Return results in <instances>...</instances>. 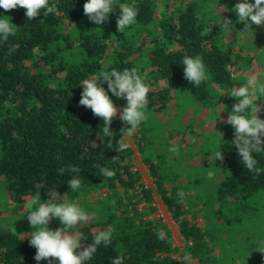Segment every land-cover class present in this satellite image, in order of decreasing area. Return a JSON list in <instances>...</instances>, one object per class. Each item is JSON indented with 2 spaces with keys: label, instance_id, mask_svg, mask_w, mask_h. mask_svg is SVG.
<instances>
[{
  "label": "trees",
  "instance_id": "1",
  "mask_svg": "<svg viewBox=\"0 0 264 264\" xmlns=\"http://www.w3.org/2000/svg\"><path fill=\"white\" fill-rule=\"evenodd\" d=\"M222 1L232 6L231 10L239 2ZM84 2L49 0L54 11L45 16L41 10L32 20L25 16L26 9L0 8V13L17 27L14 35L0 41L3 190L15 205L36 194L43 202L54 189L60 196L66 194L71 202L106 190V199L98 204V215L81 225L77 234L82 247H86L99 231L112 225V242L98 246L85 264H111L121 253L123 264H185L183 259L172 256L175 248L167 227L159 219H144L136 209L141 201L152 205L154 195L177 224L186 243L184 251L195 262L190 264H235L234 257L223 258L222 252L220 256L214 254L217 241L187 215L188 209L200 204L201 211L207 210L213 218L220 219L228 206L242 207L256 194L264 193V151L253 153L260 171L248 170L235 148L234 129L227 123L236 102V98L228 96L229 91L246 83L244 72L251 68L254 56L245 53L237 39L206 11L203 0H114L113 13L100 26L84 14ZM121 4L134 6L138 15L135 24L118 32L116 20ZM196 54L201 55L208 76L193 87L184 78L181 61L185 55ZM125 68H136L150 87L146 114L167 113L176 103L177 92L185 91L194 99L195 112L207 109L219 119L222 141L211 144L208 134L192 129L196 127L194 113L186 112L192 118L183 123L180 143L187 140L188 134L195 139L184 146L177 145L181 151L189 150L191 158L204 159L206 164L201 170H213L212 179L195 173L182 183L174 164L168 165L162 157L153 162L150 116L137 127L138 149L154 180L152 189L145 188L139 174L131 169V148L117 150V141L123 140L121 130L127 125L114 117L110 125L113 134L107 137L102 131V118L79 105L83 79ZM109 96L118 109L126 105L124 99L111 93ZM70 166L77 167L79 173L69 171ZM100 167L113 170L114 175L104 177ZM77 175L82 185L72 190L68 180ZM202 180L212 188L205 190ZM194 186L198 189L194 190ZM213 204H217L216 209L211 208ZM149 209L154 210L152 206ZM221 221L227 226L232 220ZM158 231H163L165 239L158 238ZM29 239L30 235L21 236L0 226V264H38L34 260L36 249ZM39 264L57 262L48 258Z\"/></svg>",
  "mask_w": 264,
  "mask_h": 264
},
{
  "label": "clouds",
  "instance_id": "2",
  "mask_svg": "<svg viewBox=\"0 0 264 264\" xmlns=\"http://www.w3.org/2000/svg\"><path fill=\"white\" fill-rule=\"evenodd\" d=\"M17 7L26 9L25 16L29 20L38 17L41 10L45 16L54 11V6L49 4V0H0V8L5 11ZM113 10L114 0H85L83 4L84 14L97 26L105 24ZM208 10L213 14L219 13L220 23L226 32L230 33L234 30L230 27L232 21L221 16L219 0H209ZM232 11L238 18L237 22H243V30L239 33L242 41L252 43V26L264 25V0H239ZM137 15L134 6L121 4L116 20L117 31L122 32L135 24ZM16 28L8 16L0 13V41H6L9 36L14 35ZM181 63L184 66V78L193 87H198L207 79V69L201 55H185ZM104 84H107L106 89ZM81 89L79 105L91 109L95 116L102 118V131L107 137L113 134L110 125L118 113L109 93L126 101V105L119 109V118L127 125L121 130V136L131 135L146 118L145 109L150 87L136 68L112 69L85 78L81 81ZM228 96L236 98L227 118V123L234 129L235 148L243 165L248 170L258 173L260 171L256 167L258 160L253 153L264 151V119L257 117L256 101L264 97V75L251 74L246 83L238 88L233 87ZM220 138L222 136L218 133L213 139ZM117 143L118 151H123L129 146L123 140H118ZM171 151L175 152L177 149L172 148ZM60 171L63 173V169ZM69 171L79 173V169L75 166H70ZM100 173L107 178L114 175V171L107 167H100ZM206 175L212 179L215 172L209 170ZM81 185L82 180L78 175L68 180V187L72 190H78ZM26 206L29 209L27 219L34 229L30 233L29 243L36 249L34 260L38 264L48 258H53L57 264H85L96 253L98 246L101 244L108 246L112 242L115 229L112 225H108L92 238L91 244L82 247L80 235L70 234L67 230L86 223L94 213H90L75 202L68 201L66 194L60 196L56 189L51 191L49 198L43 202L39 194L34 195ZM52 219H58L64 227L51 230L48 225ZM157 236L161 240L165 239L163 231H158ZM123 260L124 256L121 253L111 260V264H123ZM183 260L185 264H190L191 255L185 254Z\"/></svg>",
  "mask_w": 264,
  "mask_h": 264
},
{
  "label": "rangeland",
  "instance_id": "3",
  "mask_svg": "<svg viewBox=\"0 0 264 264\" xmlns=\"http://www.w3.org/2000/svg\"><path fill=\"white\" fill-rule=\"evenodd\" d=\"M203 1L205 2L206 11L210 15H213L215 20L220 21L219 13L213 14L208 10L209 0ZM219 4L221 7V16L225 18L230 17L232 21L230 27L234 30L228 33L237 39L238 44L244 48L245 53L255 58L251 68L245 70V76L249 78L251 74L264 75V25H253L252 43H244L239 35L243 30V22H237L238 18L235 14H232V6L229 5V7H227V2L219 0ZM194 104V99L191 98L188 93L185 91L180 93L177 92L176 103H172L171 109L167 113L163 115L146 114V117L152 116L148 126L150 130H152L151 135L153 140H151L150 152L154 158L153 162H157V159L162 157L167 161L168 165L174 164L175 168L180 172V181H182V183L187 182L185 178L188 175L201 173L207 177L206 173L209 171V168L207 171L201 170L206 164L204 159L198 160L196 157L191 158L188 152L189 150L181 151V149L177 147L182 138L184 124L187 123V120L191 117L190 114L194 113V118L196 119V127L193 126L192 129L196 128V131L208 134V141L211 142V144L222 141L221 138L213 139L218 136V133L221 134V136L223 135L218 124L219 119L214 115L211 116L207 109H197L195 112L196 108H194ZM256 106L258 108L257 117L259 119H264V97L257 99ZM186 112L190 114L188 115ZM115 118L121 120L119 118V109ZM194 137L195 136L188 134L187 140L180 143V145L184 146L185 144L191 143L193 139H195ZM139 138L140 133L136 128L131 135L123 136V141L127 143L132 150L130 160L131 169L139 174L145 188L152 189L154 187V180L150 176L147 166L142 161V156L138 149ZM141 144H144V142ZM172 148H176L177 151H171ZM201 184L205 186V190H210L212 188L211 184L203 180ZM195 189L198 188L194 186V190ZM188 194L192 195L193 191L188 192ZM106 195L107 191L102 189L91 192L73 201L90 213H94L86 223L90 222L98 215L96 214V212L100 210L98 204L100 201L106 199ZM204 196L206 197V195ZM30 200L31 198H27L20 205L13 204L0 184V226L8 228L21 236L30 235L34 230L27 219L29 209L26 205ZM242 204V207L234 208L228 206L226 209H223L220 219L213 218L211 216L212 213L207 210L201 211L202 206L199 204L198 206L192 207V209H188L187 217L191 222L198 224L200 227L203 226L207 234H210L215 242L217 241V243L214 242L217 245L214 244L213 248L215 255L220 256L222 252L223 258L234 257L233 260L235 264H264V193H258L253 196L250 201ZM149 206H152L154 210H150ZM186 208L187 206L185 209ZM211 208L216 209L217 204H213ZM136 209L143 214L144 219H159L167 227L171 235L172 245L175 248L172 256L178 260L183 259L186 254L184 251L186 243L178 231L177 224L171 219L170 214L159 197L154 195L152 205L146 204L143 201L138 202ZM228 219L232 220L229 222V225L220 224V222H222L221 220ZM80 226L81 225L73 226L67 231L70 234H77V230ZM48 227L54 231L64 226L58 219H52ZM211 244L213 245V243ZM191 262L195 263L194 261Z\"/></svg>",
  "mask_w": 264,
  "mask_h": 264
},
{
  "label": "crops",
  "instance_id": "4",
  "mask_svg": "<svg viewBox=\"0 0 264 264\" xmlns=\"http://www.w3.org/2000/svg\"><path fill=\"white\" fill-rule=\"evenodd\" d=\"M190 118V117H189Z\"/></svg>",
  "mask_w": 264,
  "mask_h": 264
}]
</instances>
